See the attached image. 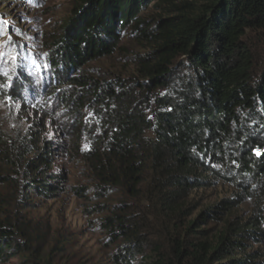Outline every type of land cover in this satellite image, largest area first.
I'll use <instances>...</instances> for the list:
<instances>
[{
	"label": "trees",
	"instance_id": "16d2710c",
	"mask_svg": "<svg viewBox=\"0 0 264 264\" xmlns=\"http://www.w3.org/2000/svg\"><path fill=\"white\" fill-rule=\"evenodd\" d=\"M151 1L74 0L46 46L50 76L39 90L55 98L59 117L42 111L14 141L0 132V160L15 174L0 185L13 186L20 204L62 191L64 178L50 171L55 142L45 137L55 126L58 148L83 164L96 197L117 194L96 210L105 212L111 264H264V0H204L148 25L141 15ZM10 2L0 0L4 9ZM128 35L143 50L135 75L106 80L90 68ZM177 61L189 73L175 88ZM28 75L13 85H29ZM219 185L232 189L228 198L191 208L192 193ZM145 193L152 214L136 206ZM7 203L0 196V264L21 253L48 264Z\"/></svg>",
	"mask_w": 264,
	"mask_h": 264
},
{
	"label": "rangeland",
	"instance_id": "374dc122",
	"mask_svg": "<svg viewBox=\"0 0 264 264\" xmlns=\"http://www.w3.org/2000/svg\"><path fill=\"white\" fill-rule=\"evenodd\" d=\"M16 2L18 6H15ZM73 3L74 0H11L5 5L6 9L0 3V23L6 20L10 22L0 24V132L12 141L27 134L32 124L40 121L42 111L50 114L57 112L59 117L60 109L55 98L46 100L39 90L43 84L48 85L50 76L45 62L46 46L70 16ZM202 4L204 0H152L141 18L151 25L160 18L175 16L178 9L191 11L192 5L196 7ZM256 37L260 39L262 36ZM131 39L129 35L124 37L111 58L93 63L90 68L106 80L116 76L127 80L135 75L136 57L143 50L132 43ZM254 43L255 46L256 40ZM254 49L256 55L260 56V44ZM25 71L29 74L30 84L15 87L13 80L23 83ZM188 73L181 69L177 61L172 71L173 87L176 88L178 81ZM11 88H14V94L17 93L16 99L5 95ZM82 113L85 121L94 120L92 112L83 110ZM45 128V137L55 142L50 171L64 178L62 191L52 199L31 198L27 204H20L16 201L18 194L13 186L0 185V196L8 201L3 210L9 213L17 211V214L23 216L25 226L33 234L32 249H39L41 261H48V264H111L110 257L115 248L109 246L110 242L99 227V220L105 216V212L99 213L96 210L116 202L117 194L99 200L93 189L95 183L91 181L83 164L69 158L58 148L57 144H61L62 140L55 136L56 127L47 125ZM7 175L11 176V171L0 160V176ZM231 192L232 189L226 185L194 192L191 195V208L207 207L228 198ZM145 196L146 193L136 206L152 214L153 210ZM149 218L156 226L155 230L163 232L164 224L152 215ZM35 259L27 253H21L4 264H32Z\"/></svg>",
	"mask_w": 264,
	"mask_h": 264
},
{
	"label": "snow or ice",
	"instance_id": "6c2138e0",
	"mask_svg": "<svg viewBox=\"0 0 264 264\" xmlns=\"http://www.w3.org/2000/svg\"><path fill=\"white\" fill-rule=\"evenodd\" d=\"M257 155H260V153H257Z\"/></svg>",
	"mask_w": 264,
	"mask_h": 264
}]
</instances>
